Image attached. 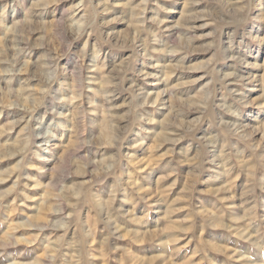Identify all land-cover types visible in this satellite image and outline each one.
I'll return each instance as SVG.
<instances>
[{
	"label": "clouds",
	"instance_id": "obj_1",
	"mask_svg": "<svg viewBox=\"0 0 264 264\" xmlns=\"http://www.w3.org/2000/svg\"><path fill=\"white\" fill-rule=\"evenodd\" d=\"M0 264H264V0H0Z\"/></svg>",
	"mask_w": 264,
	"mask_h": 264
}]
</instances>
